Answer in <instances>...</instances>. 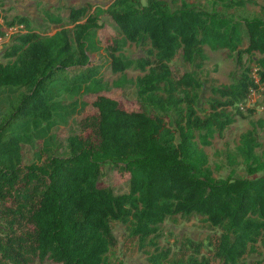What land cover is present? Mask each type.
Masks as SVG:
<instances>
[{
    "label": "trees",
    "instance_id": "trees-1",
    "mask_svg": "<svg viewBox=\"0 0 264 264\" xmlns=\"http://www.w3.org/2000/svg\"><path fill=\"white\" fill-rule=\"evenodd\" d=\"M250 2L212 0L211 10L186 0L178 7L167 0H114L94 10L87 4L71 8L72 28L50 36L29 28L15 38L5 52L8 61L0 62V90L24 89L0 117V264H116L117 223L125 226L127 245L155 246L149 264H169L170 249H160L156 239L166 219L178 215L202 216L218 232L209 237L208 256L191 242L192 251L183 249L174 264H263L245 257L259 242L264 246V160L256 152L264 142L254 129L242 134L236 156L246 166L244 177H216L205 150L243 116L239 104L264 84V18L220 11ZM103 13L122 34L111 51L113 71L142 72L136 79L140 106L128 110L98 95L97 111L67 137V155L47 153L25 163L24 143L76 114L64 95L94 88L97 69L82 68L98 44ZM128 42L146 46V54L115 55ZM206 47L236 55L241 73L211 87L210 111L201 115L197 72L175 78L170 63L181 55L202 68ZM71 69L80 71L72 75ZM106 166L130 175L128 192L101 185Z\"/></svg>",
    "mask_w": 264,
    "mask_h": 264
},
{
    "label": "rangeland",
    "instance_id": "rangeland-1",
    "mask_svg": "<svg viewBox=\"0 0 264 264\" xmlns=\"http://www.w3.org/2000/svg\"><path fill=\"white\" fill-rule=\"evenodd\" d=\"M114 0H0V27L4 34L0 35V62L6 63L8 58L5 52L14 42L15 38L28 31L29 28L41 33L43 36H50L62 27L72 28L73 24L69 19L71 8L90 4L93 10L96 8L107 9ZM173 7L181 5L182 0H167ZM200 9L212 8V0H186ZM243 8L227 9L220 7V11L235 18L262 17L264 18V0H254ZM23 18L27 24H20ZM102 27L97 30L98 44L89 53L90 63L83 67L91 68V73L97 69V74L92 80L94 88L75 90V92L64 95V104L67 106H77V112L68 120H58L49 132L45 135L37 134L31 143L23 144V157L25 163H31L44 158L47 153L67 155V137L80 131L81 121L88 115L97 111L93 106V101L98 95H106L119 100L121 106L131 110L140 106L136 79L142 72L130 68L125 72H114L111 67V51L115 47L114 43L122 37V34L107 14L100 15ZM60 19V22L56 21ZM14 22L13 24H11ZM147 47L128 42L121 52L115 55H124L127 58L136 59L146 54ZM207 59L202 68H197L193 63L185 61L178 55L170 63L175 78H179L183 73L189 71L197 72V77L202 82L197 100V110L201 115L210 111L209 100L211 98V87L230 84L239 78L241 73L240 65L236 55H229L228 50L213 51L206 47ZM245 60L249 65L255 64L245 55ZM80 70L71 69L72 75ZM91 82V81H90ZM24 89L6 88L0 90V117L6 110L12 99ZM243 112L237 116L236 122L226 128L223 137H215L212 144L205 147L209 156L210 167L216 177L248 176L246 166L241 157H237V146L243 133L254 129L260 142H264V84H260V89L253 91L250 96L239 104ZM231 110V109H230ZM261 121L263 124H261ZM257 154L264 160V145L256 150ZM232 157V158H231ZM235 159V160H233ZM100 183L112 189L115 194L128 192L130 189V175L122 173L118 168L106 166ZM218 232L204 217L173 216L166 219L156 242L160 249H170L169 264H174L176 258L181 257L183 249L192 251L191 242L202 246L201 253L209 255L211 246L209 240L213 233ZM126 229L122 223L115 226V234L119 239V246L112 254V260L116 264H149L148 256L155 251V246L151 243L141 247L138 242L126 244ZM212 256V254H211ZM255 259L263 260L264 246L262 242L257 244V251L249 253L245 260L251 262ZM31 264H61L51 260H35ZM217 264V263H215Z\"/></svg>",
    "mask_w": 264,
    "mask_h": 264
}]
</instances>
